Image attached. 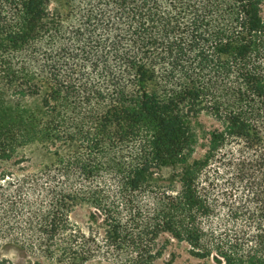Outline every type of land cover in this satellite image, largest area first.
<instances>
[{"label": "trees", "instance_id": "16d2710c", "mask_svg": "<svg viewBox=\"0 0 264 264\" xmlns=\"http://www.w3.org/2000/svg\"><path fill=\"white\" fill-rule=\"evenodd\" d=\"M263 4L0 0V247L264 264Z\"/></svg>", "mask_w": 264, "mask_h": 264}, {"label": "rangeland", "instance_id": "374dc122", "mask_svg": "<svg viewBox=\"0 0 264 264\" xmlns=\"http://www.w3.org/2000/svg\"><path fill=\"white\" fill-rule=\"evenodd\" d=\"M262 15L264 17V4L262 5ZM207 127L204 129L209 130L208 127L213 122L211 119H200ZM198 129V127H194ZM200 150L197 151L199 155ZM88 218V211L84 206H78L72 209L69 213L68 219L71 224L77 225L82 230H86V222ZM187 247L185 244H177L172 242L163 254V256L155 261V264H206L196 258L191 257L186 252ZM172 254L175 256L172 257ZM0 264H57L54 260H47L39 255L32 254L25 249L14 245H3L0 247ZM87 264H100L98 262H90Z\"/></svg>", "mask_w": 264, "mask_h": 264}]
</instances>
